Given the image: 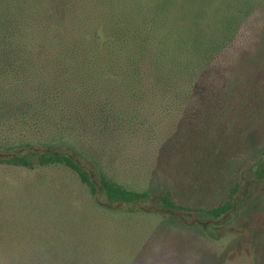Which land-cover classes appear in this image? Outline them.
I'll use <instances>...</instances> for the list:
<instances>
[{"label": "trees", "instance_id": "trees-1", "mask_svg": "<svg viewBox=\"0 0 264 264\" xmlns=\"http://www.w3.org/2000/svg\"><path fill=\"white\" fill-rule=\"evenodd\" d=\"M263 2L0 0V151L11 152L0 163L69 170L96 203L101 188L111 204L146 199L119 181L124 169L168 183L164 209L221 218L264 149ZM63 141L89 158L98 180L70 154L17 152ZM230 160L223 202L193 208L177 198L173 186ZM46 176L28 186L30 202L52 200L45 189L56 182ZM4 202L0 220L15 210Z\"/></svg>", "mask_w": 264, "mask_h": 264}, {"label": "rangeland", "instance_id": "rangeland-1", "mask_svg": "<svg viewBox=\"0 0 264 264\" xmlns=\"http://www.w3.org/2000/svg\"><path fill=\"white\" fill-rule=\"evenodd\" d=\"M226 1L215 0V4L223 7ZM17 152L31 154L34 159L44 152L70 154L98 180L91 161L73 142L35 144ZM0 153V159L11 154ZM232 161L225 162L223 169L210 166L211 180L199 170L173 186L177 198L193 208L223 202L229 189L227 179L235 169ZM261 165L264 149L240 173L241 188L233 207L213 219L202 211L164 209L159 197L168 183L161 181L158 185L157 179L149 178L142 181L139 173L129 175L124 169L117 171L119 181L145 189L149 193L146 199L111 204L101 188L96 203L69 170H28L0 163V202L5 200V208L15 209L8 210L0 220L8 225L0 230V264H207L206 259L211 257L222 264H257L264 258V178L257 175ZM43 172L49 182H56V186L45 189L48 193L44 192L53 198L39 196L36 200L32 196L30 202L28 186ZM60 184L63 194L58 199Z\"/></svg>", "mask_w": 264, "mask_h": 264}]
</instances>
